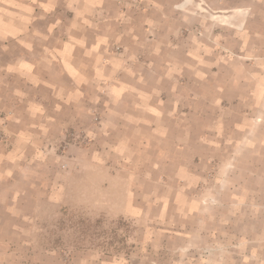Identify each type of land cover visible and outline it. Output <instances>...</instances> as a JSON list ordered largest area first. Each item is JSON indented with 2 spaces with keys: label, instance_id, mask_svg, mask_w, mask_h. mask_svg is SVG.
<instances>
[{
  "label": "rangeland",
  "instance_id": "obj_1",
  "mask_svg": "<svg viewBox=\"0 0 264 264\" xmlns=\"http://www.w3.org/2000/svg\"><path fill=\"white\" fill-rule=\"evenodd\" d=\"M166 2L130 3L127 27L153 28L130 58L184 96L174 121L126 148L98 117L64 133L60 195L0 236V264H264V0Z\"/></svg>",
  "mask_w": 264,
  "mask_h": 264
},
{
  "label": "crops",
  "instance_id": "obj_2",
  "mask_svg": "<svg viewBox=\"0 0 264 264\" xmlns=\"http://www.w3.org/2000/svg\"><path fill=\"white\" fill-rule=\"evenodd\" d=\"M137 2L149 5L135 10L144 19L165 0H0V129L8 139L0 144L1 237L24 239L22 229L60 195L64 133L98 117L110 132L105 145L125 147L124 133L163 130L184 105L174 84L159 78L157 62L130 58L141 35H154L128 30L129 4Z\"/></svg>",
  "mask_w": 264,
  "mask_h": 264
}]
</instances>
